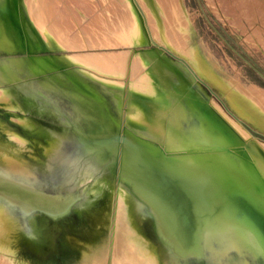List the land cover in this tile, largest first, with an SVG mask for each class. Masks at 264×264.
<instances>
[{
  "label": "bare ground",
  "instance_id": "bare-ground-1",
  "mask_svg": "<svg viewBox=\"0 0 264 264\" xmlns=\"http://www.w3.org/2000/svg\"><path fill=\"white\" fill-rule=\"evenodd\" d=\"M12 1L0 15L6 32L23 49L20 27L10 21ZM22 1L50 47L85 50L79 58L93 66L94 74L59 61L51 70L41 69L30 45V68L23 72L14 61L0 59V105L13 112L0 120V264L48 259L77 264L69 247L80 251L79 264H159L147 214L162 239L186 256L205 252L212 264H264V144L226 112L184 63L160 47L137 48L152 44V37L133 1L125 0L130 21L110 31L117 48H128L104 52L97 49L113 46L62 36L48 22L46 0ZM150 30L167 41L165 31ZM186 56L199 69L201 60ZM200 73L225 92L241 118H264L256 106L260 102L245 91ZM36 76L42 79L29 78ZM97 77L122 88L123 109L115 104L120 92ZM253 86L264 99V88ZM47 116L58 127L38 119ZM136 141L163 152L194 202L197 227L189 242L146 170L127 154L124 144ZM72 209L77 219L63 221ZM50 219L56 227H50ZM95 222L102 235L90 241ZM66 237L73 242L62 246Z\"/></svg>",
  "mask_w": 264,
  "mask_h": 264
},
{
  "label": "rangeland",
  "instance_id": "rangeland-1",
  "mask_svg": "<svg viewBox=\"0 0 264 264\" xmlns=\"http://www.w3.org/2000/svg\"><path fill=\"white\" fill-rule=\"evenodd\" d=\"M10 1L0 0V12L7 13V8L11 5ZM135 1L144 16L150 37H152V44L142 43L137 45V48L141 50L160 47L165 55L184 63L226 112L240 121L252 135L264 144V118H255L252 122L241 118L231 106L225 92L200 73V71L205 72L218 80H224L229 89L232 88L231 90H237L241 93L245 91L255 101L260 102L261 105L256 104V106L264 114V99L257 95L260 93L259 89L255 90V87H252L253 84H257L264 88V0ZM46 2V6L50 5L46 7L48 22L53 24L57 31L67 39L73 42H81L87 39L91 43H106L107 46H113L112 49L99 48L97 49L99 52L128 48V46L117 48L114 35L110 32L117 30L119 26L124 27L125 22L130 21L125 0H46ZM133 12L141 28L140 19L134 7ZM16 18L19 24L20 22L22 24L23 29L19 28V30L24 37L25 47L23 49L17 47L16 41L4 29L0 15V45L5 47V49L0 50V59L8 58L14 61L20 71L23 72L24 69L30 68L28 64L30 58L26 47L30 45L31 55L34 54L32 56L42 65L41 69L51 70L54 68L52 63L59 61L64 65L82 69L88 75L94 74L93 66L84 64L79 58L80 53L85 50L50 47L29 17L22 0L19 6V16ZM150 29L165 31L167 41L159 38ZM50 40L54 42L51 36ZM187 54L195 55L194 58L199 62L201 60L200 64L202 65L199 64V69L186 56ZM137 56H141L140 52ZM203 67L207 72L203 70ZM57 71L59 70L56 69ZM29 78L40 80L42 76ZM96 79L103 86L120 92L121 97L115 99V104L118 109H123L125 105L122 88L110 83L105 78L97 77ZM12 113L8 108L0 105V120L9 118ZM38 119L44 125L58 127V124L49 116L38 117ZM260 120L262 121L260 122ZM83 194L82 191L81 196ZM135 197L138 198L136 195ZM138 199L142 201L140 198ZM64 217L71 220L77 219L73 209L62 217V220L66 222ZM146 218L145 224L147 228L149 227L147 231L149 230L148 232L153 235L157 242V250L161 257L159 264H212L205 252L198 256L195 254H187L186 256L181 253L177 246L167 243L159 235L152 214H147ZM49 225L56 227V220L50 219ZM101 228L95 222L88 240L95 241L101 236ZM72 242L73 239L66 237L61 240V245H70ZM68 255L72 262L79 264V250L69 247ZM42 264H61V262L48 259ZM67 264L69 263L67 262Z\"/></svg>",
  "mask_w": 264,
  "mask_h": 264
},
{
  "label": "water",
  "instance_id": "water-1",
  "mask_svg": "<svg viewBox=\"0 0 264 264\" xmlns=\"http://www.w3.org/2000/svg\"><path fill=\"white\" fill-rule=\"evenodd\" d=\"M19 0L12 1V11H10V21L14 27L22 28V24L17 20L19 16ZM144 25V29L149 37V32L145 24L144 16L135 0H132ZM150 39V38H149ZM127 147V154L131 159L143 167L159 193L166 200L178 223L179 232L184 241H190L191 236L197 227V218L194 202L187 197L178 183V176L173 172L163 159V152L156 150L151 145L137 142L124 144ZM132 149L134 153L129 152Z\"/></svg>",
  "mask_w": 264,
  "mask_h": 264
}]
</instances>
